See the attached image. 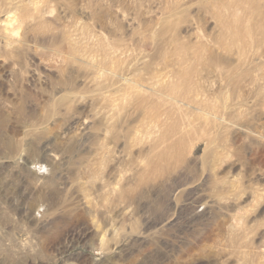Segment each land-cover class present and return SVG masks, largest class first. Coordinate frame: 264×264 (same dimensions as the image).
<instances>
[{"label": "rangeland", "instance_id": "rangeland-1", "mask_svg": "<svg viewBox=\"0 0 264 264\" xmlns=\"http://www.w3.org/2000/svg\"><path fill=\"white\" fill-rule=\"evenodd\" d=\"M0 264H264V0H0Z\"/></svg>", "mask_w": 264, "mask_h": 264}, {"label": "bare ground", "instance_id": "bare-ground-1", "mask_svg": "<svg viewBox=\"0 0 264 264\" xmlns=\"http://www.w3.org/2000/svg\"><path fill=\"white\" fill-rule=\"evenodd\" d=\"M7 23H8V22H7ZM82 29H83V28H82ZM6 30H8V29H6ZM19 32H20V31H19ZM19 32H18V29H13V30L11 31V34L13 33V34H15L16 36H19V35H18ZM84 32H85V31H84ZM15 35H14V36H15ZM12 36H13V35H12ZM32 37H33V36H32ZM18 38H20V37H17V39H18ZM26 38H27V37H26ZM28 39H29V38H28ZM18 40H19V39H18ZM24 40H25V39H24ZM18 43H19V42H18ZM20 43H22V42H20ZM23 44H24V43H23ZM14 45H15V44H14ZM12 46H13V45H12ZM16 46H17V45H16ZM22 46H23V45H22ZM22 46H21V47H22ZM24 46H25V45H24ZM24 46H23V47H24ZM18 47H20V46H18ZM21 47H20V48H17V49H21ZM205 53H206V52H205ZM59 57H61V56H59ZM201 70H202V69H201ZM210 72H211V71H210ZM226 74H227V73H226ZM227 76H228V75H227ZM198 77H199V76H198ZM198 82H199V81H198ZM213 82H214V81H213ZM200 83H201V82H200ZM173 89H174V88H173ZM173 91H174V90H173ZM184 91H185V90H184ZM184 91H183V92H184ZM201 91H202V90H201ZM190 92H191V91H190ZM187 94H188V93H187Z\"/></svg>", "mask_w": 264, "mask_h": 264}]
</instances>
